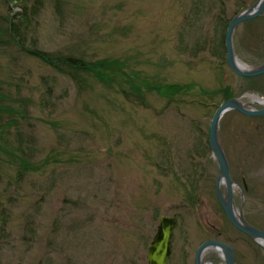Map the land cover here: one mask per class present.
I'll return each mask as SVG.
<instances>
[{"label":"rangeland","instance_id":"1","mask_svg":"<svg viewBox=\"0 0 264 264\" xmlns=\"http://www.w3.org/2000/svg\"><path fill=\"white\" fill-rule=\"evenodd\" d=\"M40 1L39 47L109 62L113 80L79 87L0 51V103L28 108L25 119L0 115V264H148L162 216L177 218L168 264H195L209 239L231 244L237 264H264V249L219 204L207 148L225 102L210 92L229 87L249 108L250 96L264 97V79L233 73L220 44L259 0ZM234 47L248 68L264 64V14L237 27ZM167 83L186 93L169 103L154 90ZM219 137L238 213L264 230V117L230 112ZM188 178L199 188L193 201ZM204 260L225 264L214 250Z\"/></svg>","mask_w":264,"mask_h":264},{"label":"water","instance_id":"2","mask_svg":"<svg viewBox=\"0 0 264 264\" xmlns=\"http://www.w3.org/2000/svg\"><path fill=\"white\" fill-rule=\"evenodd\" d=\"M263 13L264 0H259L252 7L234 16L229 23L225 36L226 61L231 71L236 75L243 77L264 75V64L253 69L248 68L238 60L234 47V34L237 27L244 22L260 17ZM230 111H238L250 117L264 115V109H250L239 98H231L222 103L217 109L209 129V145L219 168V175L216 181V194L231 224L264 248V231L251 225L242 214H239L234 201V187L236 184L232 179L229 161L219 137L221 120ZM222 184L226 188V193L222 191ZM176 224L177 220L173 216H162L160 218L157 233L148 249V264H168L172 253L173 230ZM211 249H216L222 253L225 264H237L234 248L219 240H208L202 243L196 252L195 264H213L204 260L205 253Z\"/></svg>","mask_w":264,"mask_h":264},{"label":"trees","instance_id":"3","mask_svg":"<svg viewBox=\"0 0 264 264\" xmlns=\"http://www.w3.org/2000/svg\"><path fill=\"white\" fill-rule=\"evenodd\" d=\"M0 3V51H6L9 54L13 53V55L14 53H18L21 57L38 60L55 72L67 76L79 87H85L90 78H95L102 82H105L106 79H109V81L113 80L111 75L107 76L108 72L112 71L109 62L91 61L82 56L68 53L63 50L49 51L39 47V43L36 42L34 38V19L41 11L42 3L40 0H0ZM198 6L201 5L198 4ZM245 6L246 5L239 6V11ZM13 8H19L21 11H17L13 14ZM239 11H237V13ZM220 44L223 49H225L224 37L220 39ZM224 52L226 55V50H224ZM242 79L252 84L258 81V78ZM186 89L187 85L183 86L177 83L161 84L154 88L155 92L159 96L167 99L169 103L177 102L178 99H176V97L184 95ZM217 93L218 95L222 94L224 100H228L233 96L229 87L221 88L213 93L210 92L209 95L213 96ZM0 113V115L3 113H9L15 116L20 115L22 119H25L28 117V108L26 105L22 104L19 109L15 110L11 106L9 107V105L0 103ZM0 117L2 118V116ZM17 123L18 121H16V124ZM2 131H0V143L5 140V137L2 136ZM6 140L4 142L8 144ZM207 148H210L209 142ZM3 150L7 149L3 148ZM187 182L192 187L188 191V196L193 201L195 196L198 195L199 188L194 185L193 180L190 181L188 178Z\"/></svg>","mask_w":264,"mask_h":264},{"label":"flooded vegetation","instance_id":"4","mask_svg":"<svg viewBox=\"0 0 264 264\" xmlns=\"http://www.w3.org/2000/svg\"><path fill=\"white\" fill-rule=\"evenodd\" d=\"M253 78H258V80H260L261 78H263L264 79V75H261V76H257V77H253ZM256 105H257V108H259V109H264V97H260V96H258V100H256ZM244 116H246V115H244ZM246 117H250V116H246ZM259 117H264V115L263 116H259ZM250 118H257V117H250ZM233 179V178H232ZM234 181V180H233ZM234 183H235V181H234ZM236 184V183H235ZM235 188V187H234ZM234 201H235V194H234ZM225 214V213H224ZM226 216V215H225ZM175 217V216H174ZM176 218V217H175ZM228 219V218H227ZM176 220H177V218H176ZM229 221V220H228ZM230 222V221H229ZM232 225V224H231ZM233 226V225H232ZM234 227V226H233ZM255 227H257V226H255ZM235 228V227H234ZM258 229H260L259 227H257ZM236 229V228H235ZM237 231H239L238 229H236ZM260 230H262V229H260ZM262 231H264V230H262ZM240 233H242L241 231H239ZM244 236H246V237H248L247 235H245L244 233H242ZM249 238V237H248ZM225 242V241H224ZM260 247H262L263 248V246L262 245H260L258 242H256ZM264 249V248H263ZM237 256V255H236Z\"/></svg>","mask_w":264,"mask_h":264},{"label":"bare ground","instance_id":"5","mask_svg":"<svg viewBox=\"0 0 264 264\" xmlns=\"http://www.w3.org/2000/svg\"><path fill=\"white\" fill-rule=\"evenodd\" d=\"M256 100H258L257 98H256ZM223 185V184H222ZM211 250H214V251H216V249H211Z\"/></svg>","mask_w":264,"mask_h":264}]
</instances>
